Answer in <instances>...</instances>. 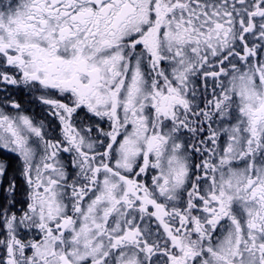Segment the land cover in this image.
I'll return each mask as SVG.
<instances>
[{
  "label": "snow or ice",
  "instance_id": "1",
  "mask_svg": "<svg viewBox=\"0 0 264 264\" xmlns=\"http://www.w3.org/2000/svg\"><path fill=\"white\" fill-rule=\"evenodd\" d=\"M0 264H264V0H0Z\"/></svg>",
  "mask_w": 264,
  "mask_h": 264
}]
</instances>
